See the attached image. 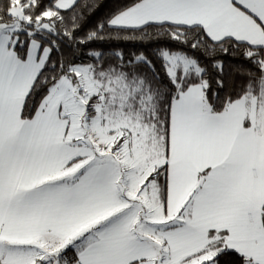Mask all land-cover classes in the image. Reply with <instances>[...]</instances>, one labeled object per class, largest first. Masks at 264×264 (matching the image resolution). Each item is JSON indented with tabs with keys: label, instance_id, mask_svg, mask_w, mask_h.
Segmentation results:
<instances>
[{
	"label": "snow or ice",
	"instance_id": "snow-or-ice-1",
	"mask_svg": "<svg viewBox=\"0 0 264 264\" xmlns=\"http://www.w3.org/2000/svg\"><path fill=\"white\" fill-rule=\"evenodd\" d=\"M102 3L0 0V264H264V0Z\"/></svg>",
	"mask_w": 264,
	"mask_h": 264
},
{
	"label": "trees",
	"instance_id": "trees-1",
	"mask_svg": "<svg viewBox=\"0 0 264 264\" xmlns=\"http://www.w3.org/2000/svg\"><path fill=\"white\" fill-rule=\"evenodd\" d=\"M112 7H113V0H103L101 8L97 16L93 18V20L91 21V24H95L96 20L104 16L107 12L111 11Z\"/></svg>",
	"mask_w": 264,
	"mask_h": 264
}]
</instances>
